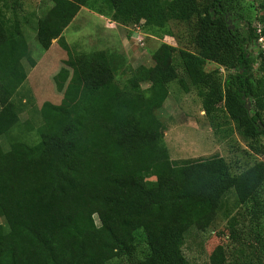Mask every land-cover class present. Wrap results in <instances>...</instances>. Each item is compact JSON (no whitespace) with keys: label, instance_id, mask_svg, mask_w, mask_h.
<instances>
[{"label":"trees","instance_id":"16d2710c","mask_svg":"<svg viewBox=\"0 0 264 264\" xmlns=\"http://www.w3.org/2000/svg\"><path fill=\"white\" fill-rule=\"evenodd\" d=\"M158 2L165 21L188 28L192 49L164 41L153 64L120 79L107 50L78 52L63 31L81 6L129 24L147 0H51L41 14L0 0V264H190L186 231L207 229L230 191L250 205L248 224L240 230L229 219L231 246L217 245L210 263L264 264V161L232 172L218 154L173 160L159 115L175 81L196 91L207 116L224 111L244 139L264 134V55L253 47L255 21L264 36V0L263 17L243 29L232 23L230 0ZM26 24L46 52L39 61ZM52 48L57 58L47 55ZM22 60L44 81L54 65L69 70L55 79L58 98L37 107L36 127L26 124L32 141L11 134L20 120L13 96L30 72ZM206 62L218 67L205 70Z\"/></svg>","mask_w":264,"mask_h":264},{"label":"rangeland","instance_id":"374dc122","mask_svg":"<svg viewBox=\"0 0 264 264\" xmlns=\"http://www.w3.org/2000/svg\"><path fill=\"white\" fill-rule=\"evenodd\" d=\"M22 10L41 14L51 5V0H19ZM149 7L135 12L137 17L133 23H114L110 35L104 34L107 31L106 16L91 11L81 6L77 15L67 25L63 33L67 43L78 52H91L92 50L105 49L112 56V62L116 65V76L124 79L130 74V69L140 64H153L152 53L162 42H167L177 48L192 49L188 41V28L172 20L165 21L162 12L159 10L158 0H147ZM260 0H230L233 20L237 27L243 29L245 21L251 22L256 17H263L259 9ZM142 11V12H141ZM22 14L24 12H21ZM264 24V22H263ZM30 24L23 25L25 38L27 40L30 55L35 58L45 56L46 52L36 40L35 32L28 28ZM131 33L127 35V33ZM107 32V33H108ZM253 47L257 50V45ZM52 48L47 54L57 58ZM66 57L63 56V60ZM260 58L254 63V67L260 65ZM26 70H29L27 79L18 88L13 100L19 106V126L11 131L16 137H27L32 141L35 130L26 131V124H32L35 128L38 124L37 107L50 98H58L56 89L59 80L57 76H65L69 70H59L54 65L44 81L45 76L32 73L26 60H22ZM218 67L213 62H206L205 70ZM126 71V72H125ZM224 76L226 71L220 68ZM68 75V74H67ZM61 78L60 81L63 79ZM63 82V81H62ZM143 86L146 84L142 83ZM52 85V86H51ZM169 94L163 107L159 111L162 123L164 124V140L167 144L170 158L180 160L186 158L207 157L218 154L229 163L232 172L240 171L256 161H264V134L254 139H244L239 132V127L232 120L226 117L224 111H217L215 117H209L204 113L201 105V98L192 88L188 93L175 82L169 84ZM55 99V100H56ZM26 101V102H25ZM251 108V103L249 102ZM264 123V112H263ZM3 150H8L9 143L5 136L1 137ZM150 179H154L151 177ZM261 205L264 207V192L261 195ZM250 205L236 203L234 192L226 193L222 200L213 222L205 230L196 227L189 228L185 235L182 251L190 264H211L209 257L217 245L231 246L229 240V219L237 217V224L240 230H245L248 218H243L244 213ZM98 222V219H96ZM264 222V218H262ZM0 224L4 225V219L0 216ZM232 248V247H231Z\"/></svg>","mask_w":264,"mask_h":264},{"label":"built area","instance_id":"2783aa9c","mask_svg":"<svg viewBox=\"0 0 264 264\" xmlns=\"http://www.w3.org/2000/svg\"><path fill=\"white\" fill-rule=\"evenodd\" d=\"M254 26L256 27V30L258 33L257 40L255 41V43L257 45V50L259 49L262 52V54L264 55V36L262 34L263 25L261 22L255 21Z\"/></svg>","mask_w":264,"mask_h":264},{"label":"crops","instance_id":"0c3cea01","mask_svg":"<svg viewBox=\"0 0 264 264\" xmlns=\"http://www.w3.org/2000/svg\"><path fill=\"white\" fill-rule=\"evenodd\" d=\"M91 10V9H90ZM91 11H93V12H96V11H94V10H91ZM96 13H98V12H96ZM99 14V13H98ZM100 15H103V14H100ZM103 16H105V15H103ZM109 21L111 24H107L106 25V28H107V31L104 33V34H108V36L110 35V33L108 32V31H110V30H112V28H114L112 25L114 24V23H116L117 21H115V20H113L112 18H110L109 16H106V21ZM114 22V23H113ZM108 32V33H107ZM41 58H38L37 59V61H39Z\"/></svg>","mask_w":264,"mask_h":264}]
</instances>
